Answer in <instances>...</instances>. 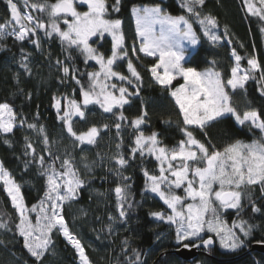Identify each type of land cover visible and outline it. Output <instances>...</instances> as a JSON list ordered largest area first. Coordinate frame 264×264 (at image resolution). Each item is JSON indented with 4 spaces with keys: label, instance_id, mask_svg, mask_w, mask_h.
Here are the masks:
<instances>
[{
    "label": "snow or ice",
    "instance_id": "obj_1",
    "mask_svg": "<svg viewBox=\"0 0 264 264\" xmlns=\"http://www.w3.org/2000/svg\"><path fill=\"white\" fill-rule=\"evenodd\" d=\"M6 3L9 15L0 23V39L14 36L17 41L28 40L39 49V33L42 32L44 38H59L63 50L68 52L67 61L73 60L71 53L75 51L83 56L86 65L89 61H95L99 66V70L86 73L88 85L85 87L77 78L78 69L74 64L61 60L56 62L61 66L64 76H71L80 86L82 101L64 97L67 103L63 108V115H59L61 99L54 97L58 118L63 121L73 144L95 145L100 136L101 128L96 125L85 131L74 130L73 118L85 120L88 105H99L103 112L116 115L113 126L117 135L123 127L121 122L127 121L136 132L134 146L130 150L131 157L134 159L137 153L141 157L147 154L158 162L157 173L144 169L145 190L155 193L170 210L152 211L150 215L175 225L176 241L178 244L183 243L185 248L190 246L185 241L192 242L194 247L211 246L214 243L213 237L203 238L202 233H213L225 249L234 251L244 246V238L251 235L253 226L243 219L234 220L229 225L223 219V211L235 209L239 215L245 197L252 203L253 212L260 211L251 200L250 190L259 186L264 193V117L255 108L241 113L233 104L231 93L244 89L249 79H255L257 72L260 73L258 82L264 81V68L252 57L247 60L249 68L242 70V57L235 50L232 51L235 66L231 68V77L227 80L215 67L198 71L195 67L185 66L190 57L186 45H191L194 49L200 43L192 18H195L209 41L219 42L221 39L213 31L217 27L216 18L210 14L202 15L198 10L204 6L205 0H181V7L188 13L187 16L171 15L159 4L133 6L131 9L136 26L132 53L135 55L138 50L148 57H155V62L148 71L157 84L169 90L182 117L184 127L181 131L185 139L173 147L163 145L157 132L145 135L141 130V125L148 117L146 110L130 121L122 111L124 105L129 103L130 96L139 95L142 77L132 59L128 58L122 20L108 16L107 0H22L23 11L19 0H6ZM244 4L249 14L264 21V0H244ZM119 5L120 0H115L112 10L118 12ZM80 8L86 10H79ZM33 11L46 14L47 22L34 16ZM61 21L65 26L63 28ZM261 31L264 32V28ZM105 34L111 37V54L108 56L93 46L97 41H102ZM136 41H139L138 49ZM27 59V55L23 56L21 66L30 74ZM125 59L130 75L115 70L117 62ZM212 63L214 65L215 61ZM178 78L183 83L173 86V81ZM114 79L122 83L118 86L112 82ZM123 82L133 86L135 91L129 92ZM260 91L264 95V84ZM114 109L120 110L118 114ZM229 115L238 125H248L250 130H259L260 137L251 142L236 139L223 148H217L208 138L207 129ZM24 123V120H19L20 126ZM17 124L18 114L13 106L8 102H0V133H13ZM102 127L108 129L109 125L104 124ZM28 128L35 129L36 125L28 124ZM192 128L199 129L207 142L198 139L193 130H190ZM38 131L43 135L42 142L48 160L44 155H38L36 148L25 137V155H30L32 161L39 165L40 174L46 181L44 195L37 204L30 208L25 204L20 184L0 161V182L19 214V223L15 227L23 237L24 247L37 261H42L48 252L52 244L51 234L55 229L75 247L80 264H91L83 245L70 232L63 216L64 204L76 198L77 190L83 187L84 181L72 154L65 152L63 157L53 154L45 129L41 126ZM5 143L10 142L6 140ZM116 147L119 150L121 144L118 143ZM112 159L116 165V174L121 181H126L128 177L123 176L121 170L128 165V159L120 151ZM25 166L27 167V162ZM128 187L127 184L119 183L114 188L117 209L122 219L126 217L125 205L128 208L132 206L128 202ZM179 189L183 190L184 195L177 193ZM31 213L36 214L34 220ZM0 227L6 228L7 224L0 223ZM197 240L199 243H195ZM124 243L127 244V241ZM133 254L135 264H139L140 253L133 250Z\"/></svg>",
    "mask_w": 264,
    "mask_h": 264
},
{
    "label": "trees",
    "instance_id": "obj_2",
    "mask_svg": "<svg viewBox=\"0 0 264 264\" xmlns=\"http://www.w3.org/2000/svg\"><path fill=\"white\" fill-rule=\"evenodd\" d=\"M107 3L109 18L122 20L125 45L142 77L139 95L130 96L129 103L124 105L122 111L130 121L146 110L148 117L143 124L144 128L151 133L157 132L163 145L174 146L184 138L181 131L184 127L182 117L169 90L157 84L148 71L155 62V57H148L139 52L132 55L135 23L131 9L133 6L159 4L174 16H187L188 13L181 7V0H120L118 12L112 10L115 0H107ZM198 10L202 15L210 14L216 18L215 31L221 39L219 42L209 41L200 25L195 22V18H192L200 43L191 52L185 66L195 67L197 70L215 67L227 80L234 65L231 54L235 50L242 57L240 64L244 69L249 68L247 60L252 57L264 68V32L261 31L264 21L248 13L244 0H205L204 6ZM8 13L7 8L0 4V20H4ZM104 39L95 46L107 56L111 51V41L108 36ZM74 52L71 53L73 60L69 62L66 60L68 52L63 50L61 43L55 38L41 39L39 49L28 40L16 41L11 36L0 39V102L10 103L18 114V124L13 133H0V161L20 184L24 202L29 208L43 197L46 181L40 174L39 165L32 161L30 155H25V137L36 148L37 154L44 155L48 160L42 142L43 135L38 131L42 126L49 137L52 153L57 155L62 122L54 107V97L61 101L64 97L76 100L80 98L79 85L71 76L65 77L61 66L56 62L61 60L74 64L78 69L77 77H85L86 73L93 71L96 66L92 61L86 65L83 56L75 55ZM25 55L28 57L26 63L31 70L30 74L21 66ZM259 77L260 73H255V79H249L244 89H237L231 95L233 104L241 113L246 109L255 108L264 117V95H261L260 91L264 81L258 82ZM124 85L127 86V83ZM128 88L129 92L135 91L133 86ZM19 120L25 121L23 126H20ZM115 122L116 115H113L109 121L97 126L101 128V132H113L119 142L122 138V150L125 154L135 131L127 121H122L123 127L117 135L113 126ZM28 124H34L36 128L30 129ZM104 124L109 125V128L104 129ZM190 130H193L198 139L207 142V138L199 129ZM207 133L217 148H223L225 144L236 139L251 142L261 135L259 130H250L248 125H238L230 115L212 124ZM6 140L10 143H5ZM125 156L132 166L127 174H122L128 177L126 181H121V178L112 172L91 175L83 179V187L76 194L75 200L63 209L70 232L80 240L91 264H135L133 250L140 253L139 264H264V254L251 249L252 244L264 241V193L259 186L250 190L251 200L260 209L259 212L252 211V203L247 197L242 200L243 209L239 215L237 210L223 212V219L229 224L234 220L243 219L253 226L251 235L244 238V246L234 251L226 250L216 241L215 235L207 233L205 237L212 236L214 243L208 248L204 247L203 252L199 248L200 253L192 261H185L173 253L174 249L183 243L176 244L174 233L168 234V224L159 222L150 215L152 211H166L165 205L158 197L150 196L145 191L142 167H148L150 159L139 154H136L134 159L126 154ZM119 183L129 186L128 202L132 205L131 208L125 205L126 217L123 219L119 216L114 192ZM93 190L96 193L92 195ZM68 208H73V211ZM30 215L34 219L36 214ZM72 215L76 219L72 218ZM0 223L7 224L6 228L0 227V264H78L75 251L57 231L51 234L56 253L50 261L48 253L42 261H37L30 255L23 245V237L15 227L19 223V215L1 182ZM184 243L192 245L189 241Z\"/></svg>",
    "mask_w": 264,
    "mask_h": 264
},
{
    "label": "rangeland",
    "instance_id": "obj_3",
    "mask_svg": "<svg viewBox=\"0 0 264 264\" xmlns=\"http://www.w3.org/2000/svg\"><path fill=\"white\" fill-rule=\"evenodd\" d=\"M50 2H54V0L53 1H50ZM0 4H1V6H5L7 8V10L9 11V9L7 7L6 0H0ZM19 6L21 7V10L23 11L24 10V6H23V3H22V0H19ZM79 10H86V8H80ZM29 11H31V10L29 9ZM32 14L34 16L40 17L45 22H47V16H46V14H42V13L34 12V11L32 12ZM8 15H9V13H8ZM8 15H7V17H8ZM5 19L4 20H0V23H3L5 21ZM133 21L135 23L134 17H133ZM61 27L62 28L65 27L63 25L62 21H61ZM135 28H136V26H135ZM213 31L216 33L215 29H213ZM39 35H40L41 39L44 38L42 32L39 33ZM105 36H108V35L105 34ZM11 38H13L14 40H16L14 36H11ZM52 38H55L56 40H58L60 42V40H59L58 37L53 36ZM108 38L111 41V37L108 36ZM44 39H46V38H44ZM93 40H96V38H93ZM103 40H105V39L103 38ZM98 43H99V41H97L96 43H94L93 46L96 47L95 44L98 45ZM196 46H195V48H196ZM186 47L189 48L190 54L195 49V48L193 49L191 45H186ZM138 48H139V41H137V49ZM137 52H139V51L137 50ZM74 54L75 55H79L78 52H74ZM110 54H111V51L109 52L108 55H110ZM141 54H143V53H141ZM132 55H133V53H132ZM143 55H145V54H143ZM231 56H232V54H231ZM128 58H130V56ZM232 58H233V61H234V65L233 66H235V59H234L233 56H232ZM92 62L95 63V61H92ZM95 65L96 66L93 69V71L99 70V66L96 63H95ZM126 68H127V59L122 60V61H118L117 62V65L115 67V70L121 72L124 75H130V73H128V71H126ZM241 68H242V70L244 69L242 66H241ZM203 70H205V69H203ZM203 70H198V71H203ZM77 78H81L80 79L81 82L85 85V87H87V85H88L87 75L85 77H81V75H79ZM112 82L117 83L118 86L122 83V82H120L118 80H115V79ZM124 83L126 84V82H123V86L130 87L129 85H127V86L124 85ZM181 83H183V80L181 78H178L177 80H174L173 81V86H178ZM79 93H80V90H79ZM117 95H118V93H117ZM69 98H71V97H69ZM77 101H82V97L80 96L79 100H77ZM173 102H174V100H173ZM66 103H67V101L65 99L61 101V111H60L59 115H63V108L66 105ZM56 111H57V109H56ZM85 111H86V119L85 120H80L79 118H75V117L73 118V120H74V130H76L78 132L79 131H85V130H87L88 127H90L92 125H96L97 126L98 124L106 123L107 121H109L111 119V116L114 115L113 113H105V112H103V110L99 107V105H94V104L88 105V107H87V109ZM114 112L118 113V110L117 109H114ZM60 121L62 122V126H61V130H60V133H59V139L58 140H59V145L60 146L58 145V147H57V155H60L61 157H63L65 155V152L71 153L72 156L74 157V162L76 164L77 169L79 170V175H80V177L82 179L88 178L89 176L95 175L96 173H107V172H112L113 174L116 173V171H115L116 165L114 164L112 157L118 151H120L122 153L124 151L122 150V145L123 144L118 141V138L116 137V135L113 132H111V131L110 132H100V136L97 138V143L95 145L76 146V145L73 144L72 138L68 135V133L66 131V128L64 127L63 121L62 120H60ZM141 130L144 131L145 135H150L151 134V132L147 131L144 128L143 125H141ZM135 135H136V132H135ZM134 138H135V136L132 138V143L127 146L128 151L125 152V154L127 156H130V157H131L130 150L134 146V144H133ZM183 139H185V136H184ZM118 143L121 144V147H120L119 150L116 147V145ZM171 147H173V146H171ZM81 148H83V151H81ZM125 154H124V156H125ZM137 154H139V153H137ZM144 157L147 158L148 160L150 159L149 160L150 163H149L148 167H142V174L144 173V169H147L151 173H157V170H158V162L155 160V158L153 156H150V155H147V154ZM58 164H59V162H58ZM85 165H87V167H85ZM130 168H132V166H131V162L128 160V165L124 169L121 170L122 174H127L129 172ZM142 176L145 179L144 174ZM118 177L120 179V176H118ZM79 190L80 189L77 190V193L79 192ZM146 192H148L150 196H156V197H158L155 193H152L150 191H146ZM95 193L96 192L93 190L92 195L95 194ZM177 193L180 194V195H184L182 189L177 190ZM71 202H66L64 204V206H63V209L65 207H69V205H70ZM165 208H166L165 209L166 212L170 211V210L167 209V206L166 205H165ZM68 209H69V211L71 210V212L73 211V208H68ZM226 210L227 211H229V210L230 211L231 210L234 211L235 209H226ZM226 210H224L223 212H225ZM82 213H85V212L82 211ZM71 217L72 218H75L73 215ZM158 221L159 222H165L166 224H168L167 225V227H168V234H169V232H173L174 233V241H175L176 244H178L177 241H176L175 225L169 224L168 222L163 221V220H158ZM55 231H57V230L54 229L53 230V233H55ZM57 233L72 248V246L70 245V243H68V241H66L61 236L60 231H57ZM206 234L207 233H202L203 238H206L205 237ZM211 234H213V233H211ZM51 240H52V244L50 245L49 250L47 252L49 254V257H50L49 258V261L51 260V258L53 256H55V253H56V250H55V247H54V241H53L52 237H51ZM96 241H98V239H96ZM216 241L220 244L218 238H216ZM195 243H199V241L197 240V241H195ZM190 246H192V245H190ZM72 249L76 253V257H77L76 263L80 264V260H79V256H78L77 250L75 248H72ZM203 249L204 248H201V250H202L201 252H203ZM226 250H230V249H226Z\"/></svg>",
    "mask_w": 264,
    "mask_h": 264
},
{
    "label": "water",
    "instance_id": "obj_4",
    "mask_svg": "<svg viewBox=\"0 0 264 264\" xmlns=\"http://www.w3.org/2000/svg\"><path fill=\"white\" fill-rule=\"evenodd\" d=\"M199 248H204V246L201 245ZM199 248L194 246H189L188 248H185L182 245L179 248L174 249L173 253L185 261H192V259L195 258L198 253H200ZM251 249L264 254V243H254L251 245Z\"/></svg>",
    "mask_w": 264,
    "mask_h": 264
},
{
    "label": "bare ground",
    "instance_id": "obj_5",
    "mask_svg": "<svg viewBox=\"0 0 264 264\" xmlns=\"http://www.w3.org/2000/svg\"><path fill=\"white\" fill-rule=\"evenodd\" d=\"M135 28V27H134ZM61 233V232H60ZM61 236L66 240V241H68L64 236H63V234L61 233ZM68 243H70V245L72 246V247H74L72 244H71V242L70 241H68Z\"/></svg>",
    "mask_w": 264,
    "mask_h": 264
},
{
    "label": "flooded vegetation",
    "instance_id": "obj_6",
    "mask_svg": "<svg viewBox=\"0 0 264 264\" xmlns=\"http://www.w3.org/2000/svg\"><path fill=\"white\" fill-rule=\"evenodd\" d=\"M199 248V247H198Z\"/></svg>",
    "mask_w": 264,
    "mask_h": 264
}]
</instances>
